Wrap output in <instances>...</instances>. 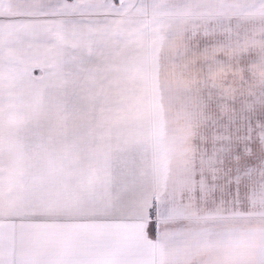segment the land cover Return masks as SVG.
Listing matches in <instances>:
<instances>
[{"label": "snow or ice", "instance_id": "obj_1", "mask_svg": "<svg viewBox=\"0 0 264 264\" xmlns=\"http://www.w3.org/2000/svg\"><path fill=\"white\" fill-rule=\"evenodd\" d=\"M0 264H264V0H0Z\"/></svg>", "mask_w": 264, "mask_h": 264}, {"label": "rangeland", "instance_id": "obj_2", "mask_svg": "<svg viewBox=\"0 0 264 264\" xmlns=\"http://www.w3.org/2000/svg\"><path fill=\"white\" fill-rule=\"evenodd\" d=\"M36 74H39V73H38V70H37Z\"/></svg>", "mask_w": 264, "mask_h": 264}]
</instances>
